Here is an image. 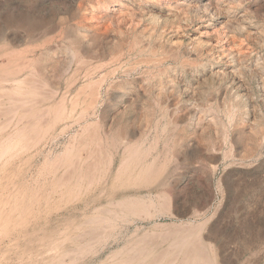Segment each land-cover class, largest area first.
Instances as JSON below:
<instances>
[{
    "label": "rangeland",
    "instance_id": "1",
    "mask_svg": "<svg viewBox=\"0 0 264 264\" xmlns=\"http://www.w3.org/2000/svg\"><path fill=\"white\" fill-rule=\"evenodd\" d=\"M7 90L32 106L22 95L23 113ZM3 93L0 264H56L60 245L72 247L68 238L93 227L86 221L98 213L116 219L107 238L118 241L74 264L112 261L136 226L138 234L150 226L113 217L127 197L165 198L171 216L162 221L202 222L215 264H264V0H0ZM21 121L39 124L38 136L25 131L19 140ZM96 161L88 185L83 168ZM64 170L69 183L53 185ZM73 186L80 192L63 194Z\"/></svg>",
    "mask_w": 264,
    "mask_h": 264
},
{
    "label": "bare ground",
    "instance_id": "2",
    "mask_svg": "<svg viewBox=\"0 0 264 264\" xmlns=\"http://www.w3.org/2000/svg\"><path fill=\"white\" fill-rule=\"evenodd\" d=\"M22 22V21H21ZM31 30V29H30ZM27 31V30H26ZM51 31V30H50ZM28 32V31H27ZM32 34V33H31ZM28 36V35H27ZM33 38V37H32ZM140 50V49H139ZM164 51V50H163ZM175 53H176V51H175ZM173 54V53H172ZM14 55V54H13ZM12 55V56H13ZM5 57V56H4ZM150 58V57H149ZM164 58V57H163ZM182 58V57H181ZM111 59H112V57H111ZM147 60V59H146ZM143 61V60H142ZM149 62V61H148ZM84 63V62H83ZM87 64V63H86ZM96 65H98V64H96ZM135 66V65H134ZM96 67V66H95ZM20 68V67H19ZM22 68V67H21ZM86 69V68H85ZM90 69V68H89ZM91 70V69H90ZM109 70V69H108ZM6 71V70H5ZM17 71V70H16ZM15 71V72H16ZM3 72V71H2ZM83 73H84V71H83ZM9 74V73H8ZM22 78V77H21ZM29 78V77H28ZM31 78V77H30ZM23 79V78H22ZM32 79V78H31ZM30 79V80H31ZM102 80H104V79H102ZM13 81V80H12ZM25 81V80H24ZM23 81V82H24ZM75 81V80H74ZM33 82V81H32ZM17 84L19 83V85H20V80H18V82H16ZM31 83V82H30ZM96 83V82H95ZM22 84V83H21ZM25 85V84H24ZM32 85V84H31ZM94 86H95V84H94ZM99 86V85H98ZM15 87H17V86H15ZM29 87V86H28ZM84 87H86V86H84ZM96 87V86H95ZM23 88V87H22ZM3 89V88H2ZM4 89H5V87H4ZM15 89H18V88H15ZM21 89V88H20ZM19 89V90H20ZM36 89V88H35ZM82 89H86V88H83L82 87ZM14 89H12V92H15V90L13 91ZM26 90H28V89H26ZM25 90V91H26ZM31 90V89H30ZM77 90V89H76ZM80 88H79V93L78 94H80ZM6 91V90H5ZM84 91V90H83ZM83 91L81 92V93H83ZM12 92H9V94H7L8 93V90H7V92H6V97L8 96L9 98L11 97V94H12V97L10 98L11 99V101L14 99V98H16V97H14L15 95H13V93ZM17 92H18V90H17ZM28 92H29V90H28ZM28 92H27V94H28ZM32 92H34V91H30V93L32 94ZM5 93V92H4ZM3 93V94H4ZM22 93V92H21ZM85 93V92H84ZM91 93V92H90ZM97 93V92H96ZM19 94V93H18ZM35 94H37V93H35ZM34 94V95H35ZM87 94V93H86ZM86 94H84V96L86 95ZM95 94V93H94ZM23 96L24 95H26V94H22ZM20 96L19 95V97H17V98H19V99H21V100H13V102H12V104L14 103V102H21L22 104H21V106H23V105H25V106H27L26 104H24L25 102H29V103H31L30 105H28V106H32V102H33V100H32V102H30L29 100H30V98L28 99L27 97V95L25 96V100H27L28 99V101H25L24 103H23V101H22V98L24 99V97L23 96ZM30 95V94H29ZM82 95V94H81ZM1 96H5V94L4 95H2V94H0V97ZM16 96H18V95H16ZM31 96H33V94L31 95ZM40 96V95H39ZM76 96V95H75ZM83 96V95H82ZM83 96V97H84ZM87 96H88V94H87ZM94 96V95H93ZM62 97V96H61ZM90 97V96H89ZM9 98H7L8 99V101H9ZM13 98V99H12ZM38 99V98H37ZM73 99V98H72ZM96 99H97V97H96ZM39 100H41V99H39ZM74 100H76V99H74ZM81 100H83V99H81ZM89 100V99H88ZM70 101H72V100H70ZM4 102V101H3ZM62 102H63V100H62ZM61 102V103H62ZM82 101H80V103H81ZM37 103V102H36ZM60 103V104H61ZM90 103V102H89ZM60 104H58V105H60ZM13 105H15V104H13ZM18 105V106H17ZM2 106V105H1ZM19 106H20V104L19 103H17L16 105H15V107H17V108H19ZM28 106H27V109H25L24 107H22V110H23V113H25L24 111L25 110H28ZM73 106V105H72ZM75 106V105H74ZM92 106V105H91ZM5 107V106H4ZM8 107H9V105H8ZM57 107V106H56ZM11 108H14V107H11ZM10 108V109H11ZM31 108L32 107H30V111H31ZM42 108V107H41ZM85 108V107H84ZM16 108H14V110H15ZM20 109V108H19ZM45 109V108H44ZM46 109H47V107H46ZM56 109V108H55ZM88 109V108H87ZM13 109H12V111H14ZM39 110V109H38ZM58 110V109H57ZM162 110H163V108H162ZM7 111H8V109H7ZM10 112H11V110H9ZM8 111V112H9ZM16 111V110H15ZM15 111H14V113H15ZM30 111L28 112V113H30ZM37 111V109L35 110V112ZM55 111V110H54ZM61 111H62V109H61ZM92 111V110H91ZM4 112V111H3ZM38 112H41L40 110L39 111H37L36 112V115H34V113H33V111H32V113H33V115L34 116H37V117H39L40 118V115L41 114H39ZM46 112V111H45ZM48 112V111H47ZM58 112V111H57ZM56 111L54 112V113H57ZM32 113L30 114L31 116H32V119H33V115H32ZM37 113H38V115H37ZM62 113V112H61ZM60 113V114H61ZM86 113V112H85ZM3 114V113H2ZM22 114V113H21ZM21 114H20V116H18L19 117V119L18 120H20V119H22V117L24 116L23 114H22V116H21ZM162 114V113H161ZM1 115V114H0ZM14 115V114H13ZM27 115V114H26ZM44 115V114H43ZM84 115V114H83ZM163 115V114H162ZM168 115H170V114H168ZM9 116V115H8ZM31 116H29V118L31 117ZM167 116V115H166ZM173 116V115H172ZM5 117V116H4ZM21 117V118H20ZM27 117H28V115H27ZM42 117V116H41ZM45 117V116H44ZM54 117H55V119H54V121L52 120V122H55V120H57V115L55 116L54 115ZM61 117V116H60ZM161 117V116H160ZM36 118V117H35ZM17 119V118H16ZM37 119V118H36ZM132 119V118H131ZM139 119V118H138ZM17 120V121H18ZM24 120V119H23ZM27 119L25 118V121H26ZM29 120V119H28ZM28 120H27V122H28ZM60 120V119H59ZM58 120V121H59ZM16 121V122H17ZM38 121H39V119H38ZM41 121V120H40ZM44 121H46V120H44ZM50 121V120H49ZM5 122V121H4ZM20 122V121H19ZM22 122V121H21ZM24 122V121H23ZM22 122V123H23ZM26 122V123H27ZM33 122H35V121H33ZM33 122H31V123H29V125L28 126H26V123L24 122V126L22 127V129H20L19 130V132H13V134L15 133V136L18 138V134L20 133V134H22V136L20 135V137H22V138H24L25 136V134L26 135H29L30 134V131L32 132L31 133V135L34 133V135L38 132L39 133V131L42 129L41 128V126L39 127L38 125L39 124H37L36 122L35 123H33ZM18 123V122H17ZM39 123V122H38ZM49 123V122H48ZM1 124V123H0ZM42 124H43V122H42ZM6 125V124H5ZM14 125V124H13ZM44 125V124H43ZM49 125H51V123L49 124ZM48 125V126H49ZM53 125H54V123H53ZM90 125V124H89ZM88 125V126H89ZM52 126V125H51ZM91 126V125H90ZM1 127V126H0ZM4 127V126H3ZM17 127V126H16ZM19 127V126H18ZM38 127H39V129H38ZM86 128V127H85ZM94 128H95V126H94ZM1 129V128H0ZM37 129L39 130V131H37ZM44 129V128H43ZM92 127L89 129L91 132H92ZM1 130H3V129H1ZM88 130V132H90ZM7 131V130H6ZM25 131H28L29 132V134H27V133H25L24 134V132ZM43 131V130H42ZM46 131V130H45ZM93 131L95 132L96 130L95 129H93ZM119 131V130H118ZM84 132V131H83ZM120 132V131H119ZM17 133V134H16ZM121 133V132H120ZM24 134V135H23ZM42 134V133H41ZM82 134H84V133H82ZM89 134V133H88ZM88 134H86L87 136H89ZM113 134V133H112ZM116 134H119V133H117L116 132ZM127 134V133H126ZM11 135V134H10ZM10 135L9 136H7V140L9 141V139H8V137L10 138ZM33 135V136H34ZM37 136H38V134H36ZM91 135H92V133H91ZM14 136V137H15ZM30 136V135H29ZM28 136V137H29ZM87 136H83V138L85 137H87ZM93 136H94V140H98L99 139V141H100V138H99V135H98V137H96V134L94 135L93 134ZM106 136V135H105ZM113 136V135H112ZM116 136V135H115ZM120 136V135H119ZM128 136V135H127ZM14 137H12V139L14 138ZM27 137V136H26ZM91 137V136H90ZM96 137V138H95ZM114 137V136H113ZM16 138V139H17ZM89 138V137H88ZM116 138V137H115ZM6 139V138H5ZM11 139V138H10ZM19 139V138H18ZM37 139V138H36ZM90 139V138H89ZM107 139V138H106ZM105 139V140H106ZM118 139H119V137H118ZM128 139V138H127ZM130 139V138H129ZM128 139V140H129ZM19 140H21L22 141V139L20 138ZM24 140V139H23ZM28 140H30V139H27L26 141H28ZM35 140V139H34ZM38 140V139H37ZM36 140V141H37ZM40 140V139H39ZM85 140V139H84ZM92 142H93V139H92V137H91V139H90ZM89 140V143L91 142ZM96 140V142H99V141H97ZM111 140H112V138H111ZM116 140V142H117V139H115ZM121 141L122 140H124V139H120ZM127 140V141H128ZM18 141V140H17ZM20 141V142H21ZM82 141V140H81ZM81 141L78 143V144H80L81 143ZM1 142V141H0ZM14 142V141H13ZM30 142V141H29ZM38 142V141H37ZM92 142H91V145H93L92 144ZM96 142H95V144H96ZM106 142H107V140H106ZM120 142V141H119ZM124 142H126V140L124 141ZM130 142V144L128 143L127 144V146H126V143H125V147L123 146V148H124V150H125V152H127L128 154H130L131 153V151L132 150H130L131 148V141H129ZM136 142V141H135ZM3 143H5V142H3ZM17 143H19V142H17ZM17 143H16V145H17ZM112 143V142H111ZM114 143V142H113ZM112 143V144H113ZM11 144H13V143H11ZM15 144V143H14ZM25 144V143H24ZM27 144L28 143H26V146H27ZM86 144H87V141H86V143H85V145L84 146H86ZM94 144V146L96 147L95 148V150L94 151H99V150H97L98 149V146L97 145H95ZM99 144V143H98ZM102 144V143H101ZM119 144V143H118ZM121 144H124L123 142L121 143ZM136 144V143H135ZM134 144V145H135ZM8 145V144H7ZM33 145H35V144H33ZM72 144H70V146H71ZM133 145V146H134ZM11 146V145H10ZM13 146H15V145H13ZM24 146V145H23ZM29 146V145H28ZM36 146V145H35ZM70 146L69 147H67L66 148V151L67 152H71V150L73 149L72 147L74 146V145H72V147L70 148ZM82 147L81 148V150H84L86 147ZM87 146H89V145H87ZM114 146V145H113ZM3 147H4V145H3ZM12 147V146H11ZM17 147V146H16ZM91 147V146H90ZM14 148V147H13ZM92 148V147H91ZM102 148V147H101ZM21 149V148H20ZM103 149V148H102ZM3 150V149H2ZM4 150H7V146H6V148L4 149ZM27 150V149H26ZM86 150H89V149H87L86 148ZM109 150V149H108ZM133 150H134V148H133ZM139 150V149H138ZM150 150V149H149ZM66 151L64 152L65 154L63 155V157H64V159H65V157H67V155L69 154L70 155V153H68L67 155H66ZM73 151V150H72ZM92 151V150H91ZM93 151V152H94ZM1 152V151H0ZM84 152V151H83ZM88 153V156H87V158H85V160L84 159H82L83 161H82V163L84 162V161H86V159H90V156H89V154H93L94 155V153ZM135 152H137V151H135ZM121 153V152H120ZM124 153V152H123ZM2 154V153H1ZM77 154H79V153H77ZM76 154V155H77ZM125 154V153H124ZM139 154V153H138ZM12 155V154H11ZM68 155V156H69ZM73 155V154H72ZM97 155H99V154H97ZM97 155H95L96 157L95 158H97ZM129 156V155H125V157H124V159L126 160L127 159V157ZM134 156V155H133ZM132 156V157H133ZM145 156V155H144ZM91 157H93V156H91ZM100 158H101V155L99 156ZM99 157H98V159H99ZM131 157V156H130ZM130 157H128V158H130ZM58 158V157H57ZM60 158V157H59ZM68 158V157H67ZM77 158V160H78V157H76ZM135 158H136V156H135ZM92 159V158H91ZM97 159V160H98ZM107 159V158H106ZM131 159H134V157L133 158H131ZM67 160V159H66ZM66 160L63 162V164L65 163V164H68V163H66ZM69 160V159H68ZM76 160V161H77ZM92 160H95V159H92ZM124 160V161H125ZM58 162H59V160H57ZM63 161V160H62ZM61 161V162H62ZM70 161V160H69ZM68 161V162H69ZM90 161V160H89ZM104 161V160H103ZM106 161V160H105ZM58 162L56 163H54V165L53 166H55V164H58ZM60 162V163H61ZM73 161H71L70 163H72ZM87 162V161H86ZM97 162V161H96ZM96 162H92V164H90V162H88V166H86V168H85V170H84V168H83V172L85 173V171H87L85 174H86V176L87 177H89V179H90V177L91 176H93L92 175V173L94 172V174L96 173L95 172V170H97V168H98V164H100V163H96ZM99 162H100V160H99ZM102 162V161H101ZM131 162V161H130ZM70 163H69V165H70ZM77 163V162H76ZM94 163V164H93ZM108 163V162H107ZM123 163V162H122ZM127 163H129V162H127ZM152 163V162H151ZM130 164V163H129ZM61 165V164H60ZM75 165V164H74ZM74 165H71L72 167L74 166ZM84 165H86V164H84ZM152 165V164H151ZM52 166V167H53ZM81 166V165H80ZM126 166V165H125ZM57 167H59V165L57 166ZM57 167L55 166V168L57 169ZM68 167V166H67ZM70 167V166H69ZM75 167V166H74ZM85 167V166H84ZM119 167H120V164H119ZM54 168V167H53ZM71 168V167H70ZM69 168V169H70ZM77 168V167H76ZM75 168V169H76ZM80 169H79V172H80V170H81V167H79ZM121 168V167H120ZM126 168H129V167H127L126 166ZM125 168V169H126ZM148 168H149V165H148ZM151 168V167H150ZM49 169V168H48ZM55 169V170H56ZM104 169V168H103ZM54 170V169H53ZM66 170H68L67 168H66ZM123 170V169H122ZM151 170V169H150ZM65 171V170H64ZM63 171V172H64ZM70 171V170H69ZM68 171V172H69ZM120 171H121V169H120ZM126 171H127V169H126ZM141 171H142V169H141ZM147 171H148V169H147ZM68 172H64V175H57L58 176V178H55L56 180H55V182H54V184L53 185H55V186H64L68 181L67 180H69V179H67V178H70L69 176L70 175H65V174H67ZM73 172V171H72ZM72 172H71V175H72ZM76 172V171H75ZM78 172V173H79ZM82 172V173H83ZM100 172V171H99ZM99 172H97V175H98V173ZM145 172H146V170H145ZM120 173V172H119ZM68 174H70V173H68ZM74 174H76V173H74ZM85 174L83 175V176H85ZM90 174H91V176H90ZM121 174V173H120ZM77 175V174H76ZM75 175V176H76ZM96 175V176H97ZM101 175V174H100ZM100 175H99V177H100ZM139 175H140V172H139ZM142 175V174H141ZM141 175H140V177H141ZM145 175H146V173H145ZM74 176V175H73ZM81 176V175H80ZM95 175H94V179H95V177H96ZM137 176V175H136ZM86 177V178H87ZM115 177H117V175L115 176ZM135 177V176H134ZM54 178V177H53ZM74 178V177H73ZM72 178V179H73ZM79 178V180H80V177H79V175L78 176H76V179H78ZM82 178H84V177H82ZM67 179V180H66ZM71 179V180H72ZM75 179V181L77 182V180ZM85 179V178H84ZM96 179H97V177H96ZM99 179V178H98ZM67 182H66V181ZM78 180V181H79ZM86 180V179H85ZM93 179H92V177H91V180L90 181H88V179H87V181H85V182H88V185H89V183L92 181ZM97 181V180H96ZM72 182V181H71ZM76 182H74V183H76ZM69 183V182H68ZM73 183V184H74ZM79 183V182H78ZM96 183V182H95ZM92 184V183H91ZM67 185V184H66ZM83 185V184H82ZM81 185V186H82ZM86 185V188H90V186L88 187V185L87 184H85ZM96 185V184H95ZM70 186V185H69ZM79 186V185H78ZM78 186H73V187H67L66 189H64L65 191H64V193L63 194H69L71 191L73 192V189H77L78 190ZM92 186V185H91ZM94 186V185H93ZM52 187H54V186H52ZM97 187V186H96ZM58 188V187H57ZM81 188V187H80ZM79 188V189H80ZM94 188H95V186H94ZM94 188L92 189V188H90V189H92V190H94ZM57 190V189H56ZM63 190V189H62ZM76 190V191H77ZM88 190V189H87ZM86 190V191H87ZM79 191V190H78ZM54 192V191H53ZM52 192V193H53ZM63 192V191H62ZM80 192V191H79ZM79 192H77V194L79 193ZM93 192V191H92ZM58 193H60V192H58ZM90 193H91V190H90ZM50 194V193H49ZM76 194V195H77ZM83 194H85V193H83ZM86 194H87V192H86ZM61 195V194H60ZM50 196V195H49ZM79 195H77V197H78ZM76 196H74L73 198H75ZM76 197V198H77ZM60 198V197H59ZM61 199V198H60ZM63 199V198H62ZM145 199V198H144ZM144 199H142V198H136V197H127V198H124V199H121V200H118L115 204H117L118 205V207L120 208V211H119V214H114V213H112L111 211H109V210H106V208H105V212L107 211H109V212H111L114 216L113 217H115V216H117L116 218L117 219H119V217L120 218H126L128 215L129 216H131L132 217V220H131V223L132 222H135V221H138V222H140V223H142V225H143V223H150V226L147 228V225L146 226H144V227H146V228H143V232L141 233V234H138V232H139V227H137L136 226V228L135 229H133L134 230V232L132 233V236H134L135 238H133V239H131L130 241L128 240H125L126 242H128V243H126V244H124V245H122V246H120V248H116L117 250H115L113 253H112V261H110V262H104V261H102V262H100L99 264H215V261H214V259L211 257L210 258V255L208 254V249L205 247V244H204V242H203V238L202 237H200V235H199V232H200V230H201V228H202V222L201 223H199V224H197V225H190L189 226V224H185V226H183L182 224H180L179 222L177 223V222H175V221H162V219H161V217H165V216H171V213H170V211L168 212V208H169V203H168V201L167 200H165V198H162L160 201H155V200H144ZM73 201V200H72ZM90 201H92V199L90 200ZM99 201V200H98ZM111 201V200H110ZM110 201H109V203H110ZM81 202V201H80ZM100 202V201H99ZM113 203H114V201H113ZM112 203V204H113ZM106 204V203H105ZM91 205V204H90ZM78 206V205H77ZM88 206V205H87ZM93 206V205H92ZM108 206H109V204H108ZM115 206V205H114ZM83 207V206H82ZM103 207V206H102ZM95 208V207H94ZM93 207H92V210L93 211H96L97 212V210H95ZM98 209H101V206H100V208L99 207H97ZM111 208H113L112 206H111ZM110 208V209H111ZM114 209H115V207H114ZM104 209H102V211H103ZM101 210H100V212H102ZM113 211V210H112ZM106 212V213H107ZM111 213L109 214V216L111 215ZM173 213V212H172ZM86 214V213H85ZM92 214V213H91ZM93 215H95V214H93ZM107 215H108V213H107ZM86 216V215H85ZM102 216V215H101ZM94 217H97V216H94ZM94 217H92V219H91V216H90V219H88V221H86V223H89L88 224V226L90 225V223L92 224V226L93 227H91L90 229H88V227L86 226L87 224L85 223V221L83 222V223H85L83 226H86L85 228H86V232L84 231V233H80V236H76V237H72V238H68L69 239V242L71 241V245H73L72 247H70V248H62V247H64V246H61L60 245V247L59 246H57L58 244H59V242H58V244L56 245L55 244V246H53V247H55L56 249L59 247V248H61V250L59 249L58 251H56V258H55V262H56V264H65V261H64V259L65 258H67L68 260V262H67V264H74L75 262H77L78 260H80V259H84V258H90V260H92L94 257L96 258V256H98V254L107 246V245H109V244H113V243H116L117 241H118V237L117 236H115V237H113V239L112 240H110V239H108L107 238V235H108V233L110 232V230H113V226H112V221H114V220H112V221H110L111 219L109 218V217H105V216H102V217H100V215H99V213H98V217L99 218H94ZM104 217V218H103ZM112 217V216H111ZM87 218H88V216H87ZM130 218V217H129ZM86 219V218H85ZM112 219H114V218H112ZM127 220V219H126ZM115 221H116V219H115ZM114 221V222H115ZM128 221V220H127ZM127 221H125V223H127ZM119 222V221H118ZM120 222H122V221H120ZM56 223V222H55ZM139 223V224H140ZM204 223H205V221H204ZM132 224H134V223H132ZM137 224V223H136ZM61 225V224H60ZM118 225V224H117ZM130 225V224H129ZM128 225V226H129ZM149 225V224H148ZM78 227H79V225H77ZM81 226V225H80ZM140 226H141V224H140ZM114 227H116L117 228V226H115V224H114ZM67 228V227H66ZM83 228V227H82ZM112 228V229H111ZM115 228V229H116ZM81 229V228H80ZM120 229V228H119ZM142 229V228H141ZM62 230V229H61ZM60 230V231H61ZM64 230V229H63ZM66 230V229H65ZM74 231V230H73ZM81 231V230H80ZM115 231V230H114ZM81 232H83V231H81ZM73 232H71V234H72ZM70 234V235H71ZM74 234V233H73ZM78 235H79V232L77 233ZM82 234V235H81ZM112 234L114 235V233L112 232ZM206 234V233H205ZM64 236H66V235H64ZM64 236H61V238H62V241L64 240L63 239V237ZM71 236H74V235H71ZM69 237V236H68ZM111 237V236H110ZM207 237V236H206ZM42 238V237H41ZM56 238V237H55ZM60 238V239H61ZM132 238V237H131ZM60 239H59V241H60ZM66 239V238H65ZM58 240V239H57ZM56 240V241H57ZM40 241H41V239H40ZM39 241V242H40ZM44 242V241H43ZM53 243H54V241H52ZM64 242V241H63ZM65 242H66V240H65ZM48 243V242H47ZM46 243V244H47ZM61 243V242H60ZM45 244V245H46ZM49 244V243H48ZM50 244H52L51 242H50ZM96 244H100V245H97V247H95V245ZM44 245V246H45ZM54 245V244H53ZM64 245H67V246H69L68 244H64ZM41 246V245H40ZM118 246V245H117ZM163 246V247H162ZM46 248L48 247L47 245L45 246ZM52 247V246H51ZM51 248L52 249V251H54V249L55 248ZM157 247H162L161 249H159L158 251H155L156 250V248ZM208 247V246H207ZM48 249V248H47ZM97 249V250H96ZM49 252V251H48ZM211 253V252H210ZM109 254H110V252H109ZM48 255V254H47ZM111 256V255H110ZM107 257V256H106ZM109 259V258H108ZM107 259V260H108ZM52 261V260H51ZM54 261V260H53ZM49 264V263H48Z\"/></svg>",
    "mask_w": 264,
    "mask_h": 264
}]
</instances>
